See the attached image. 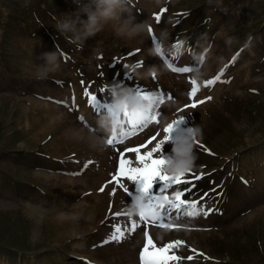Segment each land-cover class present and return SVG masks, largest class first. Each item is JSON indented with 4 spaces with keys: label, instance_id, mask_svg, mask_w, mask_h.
<instances>
[{
    "label": "rangeland",
    "instance_id": "obj_1",
    "mask_svg": "<svg viewBox=\"0 0 264 264\" xmlns=\"http://www.w3.org/2000/svg\"><path fill=\"white\" fill-rule=\"evenodd\" d=\"M88 2L89 0H0V62L3 58L1 64L8 72L13 71V75H15V78L10 79L3 73L0 74V153L3 149L11 150V152L13 149H22L32 153L30 157L35 158H42L37 153L43 155L53 153L61 158L66 156L69 160L65 161V164L70 169L82 173L79 176L53 174V169H57L59 166H53L51 162L39 163L43 166L31 169L27 166L30 163L24 156H21L15 165L12 162L9 163L7 155L0 154V173H11L17 181L11 187H5L6 183L0 185L3 187L0 194V244L12 246L10 256L18 253L38 256L47 252L42 249L47 241L49 244L64 242L65 238L70 236L71 232L68 233L65 229V227H69L72 230L71 234L73 232L75 235L76 232L80 235L96 234L97 241L102 237L100 243L96 245L94 254L90 252L94 256L91 259L93 262L136 264L135 254L140 246L139 231L127 235L120 243H104L111 234L114 224H124L128 220L127 218L114 217L103 223L102 219L109 201L117 203L113 210L124 209L117 193L110 194L113 190L105 189L103 192L95 193L100 169L104 167L101 166L94 171L90 164L87 169L84 168L85 162L93 157L92 154L97 148L89 140L92 135L90 127L83 123L85 129L76 122V117L78 118L79 114L82 117L89 112L77 109L76 98L72 93L73 86L76 84L80 86L76 77L78 72H82L87 79L96 77V80H101L109 64L105 59L111 54L127 52V57L131 61L140 62L141 58H145L146 64L147 61L150 62L147 50L148 38L146 32L134 39L118 37L112 27L107 25L102 31L87 39L82 46L72 43L65 35L56 30L57 20L63 19V15L75 18L79 8ZM246 2H250V8L253 9L262 6L264 11L263 2L250 0H246ZM75 3L76 8L74 7ZM200 4H202V0H127V5L137 23L146 21L154 35L160 37L162 33H167L168 38L172 32L174 33L171 25L173 19H168L171 16L170 12L187 10L189 17L185 20H190L191 15L196 13L193 9L199 7ZM163 7L166 9L165 12H161ZM240 10L241 5L236 6L232 0L208 1L199 9L204 18L214 17V20L209 24L210 29L206 31L205 39L208 38V40L200 43L199 52L207 47L203 52V55L206 56V63L199 71L202 74L201 83L215 79L222 70L224 74L220 76V81L211 87L205 85L206 90L195 95L196 97L204 94V97L209 96L211 99L194 107L192 111L176 117L183 116V122L178 128L199 126L203 131L202 138L199 139L210 150L211 154L205 153L204 150H194L197 156L194 171L216 168L217 162H221L222 159H233L234 149L241 150L247 146L239 144L244 135L248 136L252 142L261 135L258 127L261 123L260 119L264 115L260 112V108L254 114L257 113L258 117L263 116L254 120L248 117L247 111L252 107L254 100L264 101V84L256 87L259 82H264V64L263 68L259 64L260 61H264V36L263 34H253V29H257L254 16ZM154 12L161 13L164 18L161 25L152 22L156 16ZM81 19H86V17L81 15ZM42 24H44L43 27ZM249 36L253 37L251 48H246L238 55V47L242 46ZM229 38H233V42L230 44L228 43ZM45 40L48 43L44 42ZM57 46L62 50L57 49ZM136 48H140V51H137ZM49 52H56L59 58L66 59V62L60 60V68L55 72L54 77L62 79L65 84L67 81L68 87H72V90L68 91L65 86L64 93L54 83L43 85L42 82L33 80V77H39L37 65L43 63L39 57L42 53ZM97 53L106 58L98 60ZM132 53L135 54L132 55ZM237 55L238 59L236 60ZM153 57L150 56V58ZM234 57L235 61L232 62ZM198 58H195L194 61ZM227 61H231L233 66L225 70L223 65ZM257 61L258 66L244 69L249 64H256ZM106 62L107 64H105ZM98 65L103 66V69H100ZM198 65L193 62L186 66L194 69ZM255 69H259L260 73L255 74ZM135 70L143 77L146 76L149 67L146 65L143 68L135 67ZM123 73L125 77V73L135 74L132 62L126 63ZM227 73H231L233 80H227L224 77ZM162 74L163 77L158 82L164 93L171 94L172 91L178 97L175 103L165 97L163 103L157 105L158 111L162 114L158 115V121L177 105L189 100L186 96V86L184 87L181 82L180 85L178 84L180 78L163 71ZM83 75L80 77L83 78ZM85 82L88 83L89 80H85ZM149 84L155 87L156 83L149 81ZM29 87H32L34 91L28 90ZM258 88L261 89L258 94L249 92L251 89L258 91ZM57 101L63 103H57ZM12 103L20 108L21 112H18V118H14L12 116L14 112L7 109V104L9 107ZM28 104L34 108L32 115L35 117L36 123L34 125L31 123V127L28 124H22L20 135H12L17 123L20 121L23 123L26 117H31V114L24 113L28 110ZM5 114L6 118H4ZM97 119L93 116L89 121L92 127L97 123ZM229 125L233 128L232 131L237 133L236 137H231ZM33 130L34 132H32ZM150 130L151 128H146L135 137H142ZM25 133L28 134L21 135ZM176 133L177 131L172 132V139L164 144L165 152L169 156ZM163 137L164 133L159 140H162ZM36 138L39 141L44 138L43 149L46 151L37 148L39 143ZM157 142L151 148H154ZM6 146L8 147L6 148ZM256 150L257 148L253 153L256 156L255 162H258L259 156L264 154V150L262 147ZM69 154L72 157H68ZM261 163L263 161H260L259 164L261 165ZM244 169L249 170L246 166ZM263 177L264 169L262 168ZM191 181L195 185L192 189L198 188L202 182V180L196 179ZM224 183H226L225 187L229 188V192L224 193L226 197L223 205L224 212L220 216L216 214L208 221L201 222L202 225L209 227L208 231H193L177 235L166 232L169 235L167 238L183 240L184 244L180 249H185L187 244H193V264H223V261L229 260V251L223 253L224 256L218 253L225 247V243L234 241L237 230H244L250 234L244 242L241 241L237 245L242 251L244 260L255 261L250 253L254 248L255 240H259L261 246L260 253L255 252L253 255L264 258V204L248 209L250 212L248 214L244 208L239 210V206L242 204H256L264 193V188H260L253 195L248 196L244 192L236 193L235 189H239V187L248 190V188L240 186L239 181L233 184H230L229 181ZM180 185L181 187H192L191 184ZM215 185L209 180H206L204 184L211 194L219 193L221 190L220 188L214 189ZM87 191H92V193L84 196L83 194ZM231 196H235V198ZM230 202L232 203L229 206ZM75 207L76 214L74 215ZM73 218L76 219V228L70 227L75 223L68 224ZM254 218L257 219L254 220ZM105 225L106 227H104ZM57 229L60 230L59 234L55 231ZM72 237L73 239H66L65 242L68 243L75 239L74 235ZM43 242L45 243L42 244ZM219 246L222 248L219 249ZM14 248L21 252L13 250Z\"/></svg>",
    "mask_w": 264,
    "mask_h": 264
},
{
    "label": "snow or ice",
    "instance_id": "obj_2",
    "mask_svg": "<svg viewBox=\"0 0 264 264\" xmlns=\"http://www.w3.org/2000/svg\"><path fill=\"white\" fill-rule=\"evenodd\" d=\"M164 9L161 10L163 12ZM157 20V23L160 22L161 16L156 15L154 17ZM149 34L152 38L153 44L157 45L159 50L158 39L153 34V30L149 27ZM178 40V38H177ZM179 47V43L175 45ZM135 53H132L134 55ZM161 59L162 61L170 68L171 71L177 74H185L190 73L194 69L188 66L179 67L176 66L174 63L170 62L172 58L169 55L161 52ZM175 60H178L179 57H174ZM235 61V57L233 61ZM143 62H136V67H142ZM223 70L215 79H210L206 82V86L211 87L218 81H220V76H222ZM126 78L131 79V75L129 73H125ZM155 79V77H153ZM192 84L191 92L189 93L190 98L195 97L198 87L197 82L195 80L190 81ZM221 82H228V81H221ZM106 90V89H105ZM135 93V96L138 100H151L153 91H149L143 86L137 84L135 89H132ZM156 91H159L158 89ZM85 96L88 98V102L90 106L97 112L99 115V109L104 108L106 112L113 115L121 125L122 131L117 134L113 133L111 136L106 138V143L115 148L117 145L123 144L129 137L135 136L137 133L144 130L143 125H138L133 123L129 118L127 112H124L122 115L120 113L114 112L111 108L110 103L107 104H99L97 101V95H89V92L85 91ZM167 97L168 100H173L174 97L171 94L161 92L160 101L162 104L164 98ZM207 99H211V97H207ZM206 100L199 101V103H204ZM57 103H63L62 101H57ZM196 107L197 104L194 101L190 105H186L185 107ZM73 110V109H70ZM157 108L154 106L153 109L144 115V118L148 122H158V115H162ZM81 122L85 123L86 126L90 127V130L95 131L86 117H79ZM183 122V116L178 117L177 119L173 120L168 126L164 128V137L162 140H159L154 148L151 150H146L149 145L156 140V136L153 135L150 139H148L145 143L135 146V147H127L124 151L119 152V160L117 169L114 174L111 176V180L107 183H114L118 188L122 189L126 195H131L128 189L129 186L123 183V178H126L128 181L135 182L137 185L136 191L137 195L131 196L132 200H140L143 201L142 207L144 211L139 215V220L132 219L127 223L120 224L116 223L113 225V230L111 234L107 237L104 243H111L122 242L127 235H130L136 231V229L143 223L148 221H152L158 227H168L169 221L178 220L185 215L196 216L203 214L207 216L210 214L214 209L204 210L202 207L197 208V201H193L191 199H184L188 193L192 191V188L195 187L192 184L191 180L182 179L185 174H181L178 176H168L163 172V166L165 164V155L162 153V147L165 143H168L172 137L171 133L175 130V127ZM141 149H145L143 153H141ZM135 153V160H131L126 158V153ZM158 154V155H156ZM211 154V153H209ZM94 163V161H87L84 164V168ZM135 165V166H134ZM82 174V173H74ZM202 176H195L196 180L201 179ZM159 181L161 184V188L159 189L158 193L155 195H151V191L153 189L154 183ZM107 183L102 185L99 188L100 192H103L107 187ZM177 184H191L192 187L186 188L183 191L176 190L172 192V198L169 199L168 193L173 188L174 185ZM111 195H115V189ZM163 197L166 203L161 204L158 208L155 205V201L159 198ZM128 204H125V209L127 208ZM175 212V217H173L172 213ZM115 217H120L125 215V211H121L114 214ZM145 242L144 246L139 253L140 264H172L173 261H179L183 259L174 254H169L170 250L180 246L183 242L180 240H175L169 244L164 245L163 247H157L153 240L150 238L147 230L144 232ZM194 251V250H193ZM187 259L191 260L193 257L189 256ZM90 264V262H88Z\"/></svg>",
    "mask_w": 264,
    "mask_h": 264
},
{
    "label": "clouds",
    "instance_id": "obj_3",
    "mask_svg": "<svg viewBox=\"0 0 264 264\" xmlns=\"http://www.w3.org/2000/svg\"><path fill=\"white\" fill-rule=\"evenodd\" d=\"M81 15L86 19H81ZM63 19H58L56 30L65 35L72 43L83 45L90 37L102 31L105 26L110 25L118 37L134 39L149 32V25L146 21L137 23L135 16L127 5V0H89V2L79 8L75 18L63 15ZM158 39L159 50L156 44L149 49V54L159 58L161 52L169 56H182L187 48V40L179 41V47L175 44L168 45L167 33H162ZM253 37L249 36L243 45L244 48L252 46ZM233 38H229L228 43H232ZM43 63H39L38 76L46 79L49 74L55 73L60 68V58L56 52L42 53L39 57ZM205 55H200L197 64L203 63ZM201 73L195 72L193 79L200 80ZM110 97V105L114 112H127L133 123L147 125L149 122L144 118L145 113L151 111L154 106L161 103L158 94L152 93L151 100H138L133 90L127 86H122L116 82L106 86ZM172 122V121H171ZM171 122L167 123L168 126ZM98 129L111 136L114 132L119 134L122 129L120 122L111 114L106 112L97 119ZM203 131L197 125L189 126L179 131L172 141L173 147L171 155L165 156L163 172L168 176H178L193 170L197 156L194 153V145L197 139L202 138ZM103 141H97L102 143ZM143 201L132 200L125 209V214L130 217L139 216L143 211ZM163 204V198L155 201L158 208Z\"/></svg>",
    "mask_w": 264,
    "mask_h": 264
},
{
    "label": "trees",
    "instance_id": "obj_4",
    "mask_svg": "<svg viewBox=\"0 0 264 264\" xmlns=\"http://www.w3.org/2000/svg\"><path fill=\"white\" fill-rule=\"evenodd\" d=\"M232 1H234V4H236V6L241 5L240 11L249 12L254 16L257 29H253L254 30L253 34L254 35L263 34L264 33V11L262 9V6L260 8L253 9V8H250V2L248 3V2H246V0H232ZM250 1H254V2L255 1H261L264 3V0H250ZM262 124L264 126V118H263ZM12 153H13V151L11 152V150L10 151H6V150L3 151L4 155H10ZM0 178L5 179L6 175L0 174ZM18 234H21V233L18 232ZM11 248H12V246H9V244L8 245L0 244V264H7V263H4V259H5V257H10L9 254H12ZM13 250L18 252V250L15 248Z\"/></svg>",
    "mask_w": 264,
    "mask_h": 264
},
{
    "label": "bare ground",
    "instance_id": "obj_5",
    "mask_svg": "<svg viewBox=\"0 0 264 264\" xmlns=\"http://www.w3.org/2000/svg\"><path fill=\"white\" fill-rule=\"evenodd\" d=\"M149 58H150V56H149ZM158 67H160L159 65H157ZM161 68V67H160ZM158 78V77H157ZM104 175V174H103ZM104 180H106V179H104Z\"/></svg>",
    "mask_w": 264,
    "mask_h": 264
}]
</instances>
